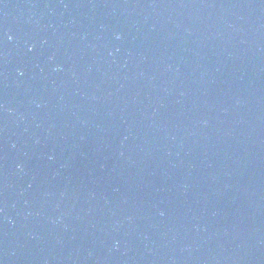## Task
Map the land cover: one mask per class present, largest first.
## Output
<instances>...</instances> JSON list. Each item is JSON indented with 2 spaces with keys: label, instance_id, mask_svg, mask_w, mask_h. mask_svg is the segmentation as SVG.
<instances>
[{
  "label": "water",
  "instance_id": "1",
  "mask_svg": "<svg viewBox=\"0 0 264 264\" xmlns=\"http://www.w3.org/2000/svg\"><path fill=\"white\" fill-rule=\"evenodd\" d=\"M0 264H264V0H0Z\"/></svg>",
  "mask_w": 264,
  "mask_h": 264
}]
</instances>
